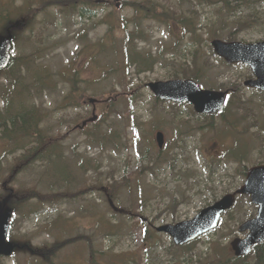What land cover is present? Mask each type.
I'll list each match as a JSON object with an SVG mask.
<instances>
[{
    "label": "rangeland",
    "instance_id": "1",
    "mask_svg": "<svg viewBox=\"0 0 264 264\" xmlns=\"http://www.w3.org/2000/svg\"><path fill=\"white\" fill-rule=\"evenodd\" d=\"M89 1L78 0L77 4ZM154 1L171 8L177 3ZM99 4V17L88 22L78 12H63L56 7L40 11L33 28L22 32L13 48L19 66L26 67L31 60V71L50 77L36 83L30 72L36 87L33 100L44 114L42 126L59 138L78 177L72 185L76 189L84 184L94 188L86 199L40 204L34 199L31 206L35 213L25 214L24 207L14 227L16 251L2 264H42V257L25 248V242L50 246L61 238L62 229L56 228L59 214L69 217L63 220L65 236L78 238L61 248L56 259L60 264H89V238L96 248L107 250L104 261L108 264H181L174 260L172 238L158 233L155 227L194 217L239 188L245 179L243 172L264 163V92L244 85L253 78L250 66L225 62L211 44L215 38L228 40L232 32L233 40L243 43L264 41V0H210L183 5L181 14L196 23L192 27L196 33L172 17L165 19L167 23L145 19L143 13L122 5V0H100ZM253 7L256 17L250 16ZM237 18L250 21V25L235 29L230 22ZM138 21L145 38L137 39L135 48L149 62L147 53L156 58L151 68L141 72L136 59L128 60L125 47V33ZM109 23L119 27L110 31ZM13 27L17 29V25ZM196 45L206 72L201 71L196 79L192 75L188 78L204 89L231 91L221 113L200 115L191 104L159 99L147 86L151 81L175 78L173 74L181 71L184 62L194 70L190 64ZM139 55L137 52L134 58ZM6 81L0 78L1 111L5 110L2 94ZM91 99L96 100L97 118L80 128L83 121L93 118ZM105 123L109 124L106 130ZM100 128L103 133L110 129L119 134L117 147L92 142L87 133ZM159 131L166 140L162 149L156 142ZM11 148L12 144L0 136V199L6 198L5 191L22 187L46 191L40 163L15 177L10 175L14 156L20 154H9ZM81 162L87 163L86 169L80 167ZM55 170V165L52 169L50 166L52 174ZM50 176H44L45 180L53 181ZM108 183L121 184L115 196L108 191L113 196L112 204L105 194ZM56 187L57 191L65 189ZM21 205L16 202L15 208ZM256 214L257 207L249 198L241 200L216 230L199 238L185 252L212 261L227 260L234 256L231 241L242 236L239 226ZM146 224L159 236H148Z\"/></svg>",
    "mask_w": 264,
    "mask_h": 264
},
{
    "label": "trees",
    "instance_id": "2",
    "mask_svg": "<svg viewBox=\"0 0 264 264\" xmlns=\"http://www.w3.org/2000/svg\"><path fill=\"white\" fill-rule=\"evenodd\" d=\"M176 1L177 3L173 8L154 0H122V5H128L137 13H143V17L145 19H152L167 23V20L165 19L172 17L173 20L178 21L180 25H184L187 29L190 28L191 32H195L192 27L196 23L193 24V21L190 18L181 14L182 6L188 3L206 4L210 0ZM257 1L259 2L261 0ZM77 2L78 0H0V34L6 36L12 34V44L13 48H15L20 34L33 28L39 12L51 7H56L63 12H78L79 17L85 22L99 17L100 11L98 6H100V0H90L87 3L78 4ZM251 9H253V11L250 16L256 17L257 13L254 12L255 7ZM238 19L239 18L231 20L230 22V24L233 23L235 29H242L250 25V21L245 20L244 18ZM13 25H17V29H14ZM138 25H140L139 21L135 22V28L133 30L126 31L125 47L128 50V60L133 62V60L136 59V65L139 67V71L141 72L151 68L155 63L156 58H152L151 54L147 53V56L150 59L149 62L142 51L136 50L135 41L137 39L145 38V30L140 28L141 26ZM109 27L110 31H112L114 27L117 28L119 26L115 23H109ZM23 39H25V36L22 37L21 40ZM233 39H235L234 32H232L228 37V40ZM196 46V50L193 52V61H191L190 64V67L194 66V70L189 69V67H187V63L184 62L182 64L181 71L179 72L178 69L175 74H173L175 78H179L180 74L185 78L192 75L196 79L201 71L202 74L206 72L203 71L205 62H200L198 45ZM137 52H140V55L134 58V55H136ZM28 61L29 64L23 68L19 66V63H16V56L13 54L8 66L4 69H0V78L3 77L7 80L5 92L2 94L5 110H0V133L2 138L7 139L10 144H12L9 154H15L20 151V154L14 156L15 165L13 164L11 166L10 175L15 177L18 172L23 171L25 168L40 163L44 168L41 177L47 183L48 189L43 191L37 187H22L11 189L10 192L5 191L6 198L1 199H3L2 201H6L7 206L12 208L9 240H13L17 236L15 234L14 227L16 226L19 218L22 216V209L25 207V214L35 213L31 206L34 203V199L36 204H40L48 200L86 199L87 196L91 194V189L94 188V186H85L84 184L76 189V187L72 185L74 179L76 181L78 177L72 172L71 167L69 166V159H67L65 155L64 147L61 146L59 138L52 137L42 126L44 114L40 106L33 100L34 94H32V92L36 91V87L30 80V72L32 80L34 81L35 77L36 83H42L43 79H49L50 77L47 75H41V71H37V73H35L36 71H31L32 68L30 65L32 61ZM133 99L134 97L131 96L130 100L133 101ZM27 105H31V107L29 108ZM94 124L97 125L98 123ZM104 128L105 130L106 128H109V124L105 123ZM101 130L98 129L91 133L88 132L87 136L92 138V142L94 141L95 143H98L99 146L110 145L117 147L121 138L119 134L110 132V129L104 133L103 130L102 132ZM53 165L56 166V170L52 174L50 166L52 169ZM85 165H87V163L81 162L80 167L86 169ZM243 173L245 174L246 172ZM44 176H50L54 180H50L49 182L48 180H45L46 177ZM123 180L125 181L126 179ZM120 185H112L108 183L105 186V189H107V192L105 193L106 196H109L113 200L112 195L115 196L114 193L117 192ZM56 186H63L65 189L57 191ZM70 187L74 188V190L70 189ZM102 187H104V185H101V188ZM6 189L7 188L4 190ZM244 199H247V197L241 196L239 198V202ZM16 202L22 203V205L16 206L15 208ZM68 219L69 217L67 218L60 214L56 218V223L58 224L56 228L62 229V237H57V239L54 240L50 246L37 247L33 246L30 240L25 242V248L30 250L31 253H36L42 257V264H60L59 262H56V259L61 248L64 245L73 243L78 239L76 237L65 236L62 225L64 221H67ZM145 231L151 238L159 236L158 233L151 230L147 224L145 225ZM198 239L183 246H176L172 242L171 247L175 253L173 254V257L175 256V262L178 261L181 264H264V243L256 245L252 253L247 256H231L225 261L222 259L212 261L209 258H201L200 256H196L193 252H190V256H188L189 253L185 251H188L187 248H190V246H192ZM88 243L90 249L89 264H108L109 261H104V258L107 255V250L96 248L91 238L88 239ZM157 243L158 239L155 240V244ZM159 245H157L155 249ZM4 258V256L0 255V264H2ZM114 262L117 264L116 261ZM114 262L112 261L111 263Z\"/></svg>",
    "mask_w": 264,
    "mask_h": 264
},
{
    "label": "water",
    "instance_id": "3",
    "mask_svg": "<svg viewBox=\"0 0 264 264\" xmlns=\"http://www.w3.org/2000/svg\"><path fill=\"white\" fill-rule=\"evenodd\" d=\"M10 39L11 36L0 35V68L6 67L9 63L11 57ZM211 44L215 53L228 63L248 64L255 78L245 81L244 85L264 91V41L243 43L215 38ZM148 87L161 100L175 103L191 102L198 113L206 114L222 111L228 93V91L203 89L193 79L151 81L148 83ZM90 101L96 102L95 99ZM93 114L94 117L84 121L83 126L88 121H94L97 118L95 107ZM157 141L159 146L163 147V132L157 133ZM237 195H250L251 202L259 206L257 217L244 222L239 228L241 232L248 231V234L244 238L236 237L231 242L235 256L247 255L256 244L264 242V165L250 168L244 184L239 189L224 195L215 204L202 209L194 218L175 224H164L156 229L171 236L176 245L188 243L216 228L222 214L235 204ZM5 206V203L0 202V254L9 256L13 253L14 245L7 240L11 209Z\"/></svg>",
    "mask_w": 264,
    "mask_h": 264
}]
</instances>
